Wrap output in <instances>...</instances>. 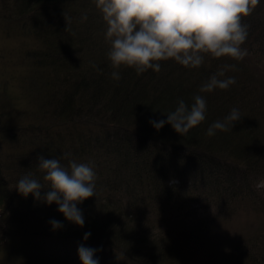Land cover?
<instances>
[{
    "label": "trees",
    "instance_id": "1",
    "mask_svg": "<svg viewBox=\"0 0 264 264\" xmlns=\"http://www.w3.org/2000/svg\"><path fill=\"white\" fill-rule=\"evenodd\" d=\"M16 20L31 38L7 77L19 73L22 85L14 86L35 118L11 125L0 112V264L8 256L19 264H82L81 245L98 249V264H264V0L242 18V60L205 55L187 68L169 59L159 72L140 74L112 68L96 0H30ZM233 64L219 77L235 78L228 89L199 91ZM4 89L0 103L12 102ZM196 95L207 102L205 120L187 134L149 124L181 99L190 107ZM233 108L241 121L208 136ZM38 155L93 168L95 196L77 205L83 227L55 203L16 190L24 175L44 185L41 195L49 190ZM53 219L63 227L53 230Z\"/></svg>",
    "mask_w": 264,
    "mask_h": 264
},
{
    "label": "clouds",
    "instance_id": "2",
    "mask_svg": "<svg viewBox=\"0 0 264 264\" xmlns=\"http://www.w3.org/2000/svg\"><path fill=\"white\" fill-rule=\"evenodd\" d=\"M260 4V0H96L106 23L105 39L110 43L107 57L113 69L121 66L135 69L140 74L148 69L161 70V61L169 59L187 68H198L204 62L205 55L212 58L228 57L242 60L248 53L241 45L247 38L248 26L242 24V18L249 16ZM65 18V17H64ZM87 16L81 17V22ZM70 23L71 18H65ZM235 70V65H225L204 83L200 92H212L214 89L226 90L235 83L234 77L220 79L225 70ZM111 77L120 80L119 71H113ZM189 107L179 100L174 111L166 119L149 120L157 131L165 124L179 135L205 120L207 102L196 95ZM242 119L237 108H233L224 120L215 121L207 135L216 131L227 132ZM68 154H65V158ZM39 169L44 172L43 180L49 185L43 195L44 185L31 175H24L16 185L19 194L33 195L36 200L46 204L55 203L57 211L78 227H83V212L77 207L89 197L95 196L96 173L85 163L72 159L67 167L58 159H46L37 156ZM53 230L63 224L55 219L49 221ZM91 233H85L87 240ZM98 249H77L82 264H98L94 253Z\"/></svg>",
    "mask_w": 264,
    "mask_h": 264
},
{
    "label": "rangeland",
    "instance_id": "3",
    "mask_svg": "<svg viewBox=\"0 0 264 264\" xmlns=\"http://www.w3.org/2000/svg\"><path fill=\"white\" fill-rule=\"evenodd\" d=\"M29 2L30 0H0V90L5 87L6 94L12 97V102L0 103V112L3 120L11 125L31 123L35 118V115H32V106L25 105L14 86V83L22 85L18 78L19 73L16 72L12 76L7 77L10 69L13 73L18 68L15 62H17L18 54L20 56L23 51L19 52L21 42L26 44L31 38L27 32H21L18 29L19 20H16L21 15V9L25 8ZM16 50L17 54L15 53ZM4 149L3 146H0V151ZM175 184L178 183L175 182ZM182 185L180 188H186L192 194H197V190H193L192 187H186L184 183ZM198 198L197 203L199 204L201 202ZM157 227L155 226L153 230L157 231ZM12 263L19 264L15 256H8L5 264Z\"/></svg>",
    "mask_w": 264,
    "mask_h": 264
}]
</instances>
